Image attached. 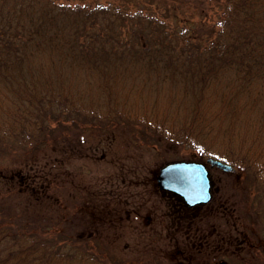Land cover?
<instances>
[{
	"label": "trees",
	"instance_id": "16d2710c",
	"mask_svg": "<svg viewBox=\"0 0 264 264\" xmlns=\"http://www.w3.org/2000/svg\"><path fill=\"white\" fill-rule=\"evenodd\" d=\"M182 1L0 0V139L42 145L94 119L108 128L133 122L120 101L135 88L143 99L131 107L139 109L181 86L183 122L154 127V138L171 131L178 144L240 165L264 187V0ZM240 113L262 115V126L237 132ZM20 228L0 219V264L119 261L88 236Z\"/></svg>",
	"mask_w": 264,
	"mask_h": 264
},
{
	"label": "rangeland",
	"instance_id": "374dc122",
	"mask_svg": "<svg viewBox=\"0 0 264 264\" xmlns=\"http://www.w3.org/2000/svg\"><path fill=\"white\" fill-rule=\"evenodd\" d=\"M138 91L120 101L133 122L114 121L108 128L94 119V125L72 126L42 145L0 139V219L26 232L65 233L72 240L88 236L106 256L119 260L116 264H264V187L235 165L236 172L208 166L213 196L206 204L189 208L178 195L160 189L161 167L205 161L207 155L178 144L171 131L169 138L167 132L154 138V127L183 122L187 110L181 86L162 89L158 105L154 94L139 109L131 107L142 103ZM105 105L99 108L103 113L109 110ZM240 114L237 132L248 123L262 126L255 118L262 115L244 119ZM232 120L227 117L224 124Z\"/></svg>",
	"mask_w": 264,
	"mask_h": 264
},
{
	"label": "water",
	"instance_id": "95a60500",
	"mask_svg": "<svg viewBox=\"0 0 264 264\" xmlns=\"http://www.w3.org/2000/svg\"><path fill=\"white\" fill-rule=\"evenodd\" d=\"M208 165L228 172L236 171L232 163L213 156L205 161L179 160L160 168L157 183L161 189L183 198L188 205L207 203L211 200L213 186ZM217 264L227 263L220 260Z\"/></svg>",
	"mask_w": 264,
	"mask_h": 264
},
{
	"label": "flooded vegetation",
	"instance_id": "af4514ba",
	"mask_svg": "<svg viewBox=\"0 0 264 264\" xmlns=\"http://www.w3.org/2000/svg\"><path fill=\"white\" fill-rule=\"evenodd\" d=\"M163 190V189H162ZM166 191V190H165ZM213 196V195H212ZM182 200H183V203H184V205L186 206V207H189V208H193V207H196V206H199V205H202V204H206V203H199V204H194V205H188L186 202H185V200L183 199V198H181ZM211 199H212V197H211ZM211 201V200H210ZM209 201V202H210ZM208 203V202H207ZM218 263V262H217ZM216 263V264H217Z\"/></svg>",
	"mask_w": 264,
	"mask_h": 264
}]
</instances>
